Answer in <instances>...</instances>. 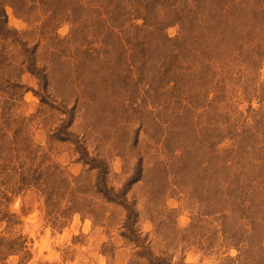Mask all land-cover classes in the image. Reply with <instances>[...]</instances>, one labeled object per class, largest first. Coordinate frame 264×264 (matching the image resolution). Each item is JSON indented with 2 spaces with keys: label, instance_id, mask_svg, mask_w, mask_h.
<instances>
[{
  "label": "rangeland",
  "instance_id": "1",
  "mask_svg": "<svg viewBox=\"0 0 264 264\" xmlns=\"http://www.w3.org/2000/svg\"><path fill=\"white\" fill-rule=\"evenodd\" d=\"M0 264H264V0H0Z\"/></svg>",
  "mask_w": 264,
  "mask_h": 264
}]
</instances>
